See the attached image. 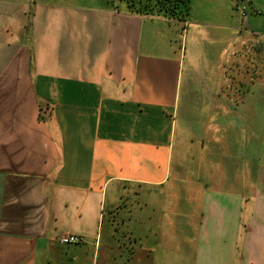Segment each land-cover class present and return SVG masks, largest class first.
<instances>
[{
    "label": "crops",
    "instance_id": "crops-1",
    "mask_svg": "<svg viewBox=\"0 0 264 264\" xmlns=\"http://www.w3.org/2000/svg\"><path fill=\"white\" fill-rule=\"evenodd\" d=\"M0 264H264V0H0Z\"/></svg>",
    "mask_w": 264,
    "mask_h": 264
},
{
    "label": "trees",
    "instance_id": "trees-1",
    "mask_svg": "<svg viewBox=\"0 0 264 264\" xmlns=\"http://www.w3.org/2000/svg\"><path fill=\"white\" fill-rule=\"evenodd\" d=\"M124 2L127 10L139 14H158L171 18L185 17L191 7V0H118Z\"/></svg>",
    "mask_w": 264,
    "mask_h": 264
},
{
    "label": "built area",
    "instance_id": "built-area-1",
    "mask_svg": "<svg viewBox=\"0 0 264 264\" xmlns=\"http://www.w3.org/2000/svg\"><path fill=\"white\" fill-rule=\"evenodd\" d=\"M58 240L64 244L70 243H81L83 241V237L79 234L69 233V234H61L58 235Z\"/></svg>",
    "mask_w": 264,
    "mask_h": 264
},
{
    "label": "rangeland",
    "instance_id": "rangeland-1",
    "mask_svg": "<svg viewBox=\"0 0 264 264\" xmlns=\"http://www.w3.org/2000/svg\"><path fill=\"white\" fill-rule=\"evenodd\" d=\"M113 1V4H114V6H115V8H119V6H120V4L121 5H125V3L124 2H120V1H118V0H112ZM126 6V5H125ZM155 15V14H154ZM156 15H158V14H156Z\"/></svg>",
    "mask_w": 264,
    "mask_h": 264
}]
</instances>
